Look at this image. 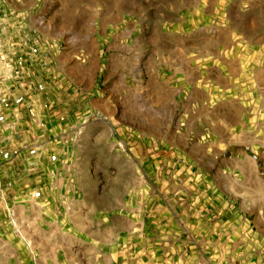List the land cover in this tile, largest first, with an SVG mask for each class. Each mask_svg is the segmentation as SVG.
<instances>
[{"label": "rangeland", "instance_id": "374dc122", "mask_svg": "<svg viewBox=\"0 0 264 264\" xmlns=\"http://www.w3.org/2000/svg\"><path fill=\"white\" fill-rule=\"evenodd\" d=\"M6 5L0 264H264V0Z\"/></svg>", "mask_w": 264, "mask_h": 264}, {"label": "built area", "instance_id": "2783aa9c", "mask_svg": "<svg viewBox=\"0 0 264 264\" xmlns=\"http://www.w3.org/2000/svg\"><path fill=\"white\" fill-rule=\"evenodd\" d=\"M6 2L7 0H0V36L7 42L10 41V44L16 43V46L23 45L31 40L34 42L33 45H37L35 47L31 45L28 47L23 46L24 48L20 47V50L27 49L26 55L3 53L0 58V61L6 65L10 73L6 76H0V108L5 107L8 109L11 105L15 107L24 105L28 101V97H30L24 83V75L28 73L26 69L29 68L28 60H31L32 63L36 61L37 65H40L42 62L37 60V53L40 47L38 32H31L29 28L28 30H23L22 27L27 28V26L23 23L21 13L8 7ZM42 66H39V71L41 72L45 71ZM45 86L48 87V84L46 83ZM30 87L31 84H29V89ZM1 119H3V116L0 114ZM0 184H3L2 180H0ZM38 194V191L32 192L33 197H36Z\"/></svg>", "mask_w": 264, "mask_h": 264}, {"label": "crops", "instance_id": "0c3cea01", "mask_svg": "<svg viewBox=\"0 0 264 264\" xmlns=\"http://www.w3.org/2000/svg\"><path fill=\"white\" fill-rule=\"evenodd\" d=\"M260 228L264 231V222H262V226Z\"/></svg>", "mask_w": 264, "mask_h": 264}]
</instances>
